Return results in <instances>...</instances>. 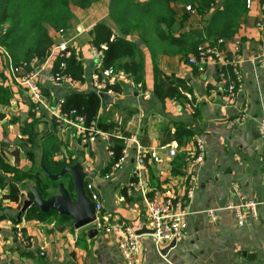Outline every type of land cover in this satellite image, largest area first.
<instances>
[{"label":"crops","instance_id":"crops-1","mask_svg":"<svg viewBox=\"0 0 264 264\" xmlns=\"http://www.w3.org/2000/svg\"><path fill=\"white\" fill-rule=\"evenodd\" d=\"M222 1L214 0L211 9L204 10L203 15L198 14L194 6L192 11H187L188 4H175L172 8L177 18L185 16L183 30H189L204 23ZM263 2L251 0L233 36L242 42L241 51L235 58L242 80L239 90L229 92L220 84L215 78L217 66L212 63H207L200 72L180 54H158L153 62L145 47H142L145 56L143 85L135 84L117 72L115 83L120 85V91L109 96L100 107L98 116L113 121L116 132L133 136L147 152L154 151L159 156L157 161L147 156L146 165L125 196L121 188L129 184L132 176L134 144L128 142L126 161L109 179H104L111 158L106 141L98 138L94 143L80 146L73 128L58 125L43 111L41 120L44 128L49 129L54 123L57 125L56 136L62 142L63 154L71 152L72 157L80 160L95 175L101 212L106 215L107 223L125 222L135 231L149 229L145 196L163 186H170L178 193L186 183L180 169L185 158L182 146L190 143L191 138L178 145L179 166L173 169L172 158L167 156L165 146L176 141L164 143L163 131L166 128L173 131L181 124L193 135L203 138L205 157L194 169L195 184L188 204L186 230L172 247L168 244L161 248L154 246L149 232L140 233L138 248L142 264H264V163L259 144V124L264 117V70L252 60L259 38L254 24L263 12L260 6ZM108 3L109 0H100L85 9L73 8L74 19L64 31L75 58L78 56L83 67V81L68 75V84L54 89L47 84L46 76L51 72L56 56L45 65L38 64L37 80L45 89L44 95L49 102L72 91L93 90L90 74L95 60L91 52L90 31L97 23L116 30L107 15ZM51 35L58 36L55 31ZM132 39L138 40L134 36ZM223 45L227 53L231 52V40L226 39ZM154 67L166 75L183 79L190 88V93H185L189 101L177 98L161 101L157 98L154 95ZM12 90L9 105L0 107L4 112L0 119V151L4 152L9 164L14 163L10 152L21 137L18 127L28 121L31 111L27 90L22 86H12ZM144 93L148 96L144 97ZM240 113L244 114L245 120L235 122ZM19 153L18 167H29L30 161ZM7 178L5 176V180ZM16 186L18 199L23 201L26 198L22 194L24 187L18 182ZM8 193L7 186L0 188V215H5L0 220V264H123L112 233L97 232L90 238L86 235L87 228L72 230L65 226L59 230V224L54 220L13 223L11 218L17 215L20 207L17 208L15 201L2 198ZM241 198L255 200L257 215L251 217L244 211V221L238 225L233 212L226 206L228 203H240ZM209 210L215 211V221L211 219ZM18 229L28 239L27 245L18 241Z\"/></svg>","mask_w":264,"mask_h":264},{"label":"trees","instance_id":"trees-1","mask_svg":"<svg viewBox=\"0 0 264 264\" xmlns=\"http://www.w3.org/2000/svg\"><path fill=\"white\" fill-rule=\"evenodd\" d=\"M98 1L100 0H0V47L14 66H21L28 71L31 69L32 59L36 58L38 64L44 61L45 54L53 44L51 32L60 29L65 31L71 26L74 19L73 8L85 9ZM213 3L214 0H109L107 15L116 30L106 24L97 23L90 31V42L97 48L105 44L103 67L111 66L116 72L129 77L135 84L143 85L145 56L142 47L150 53L153 62L158 54H180L186 60L201 43L222 47L218 39H233L247 13L245 0H223L214 8L209 18L203 20L204 23L189 30H183L185 16L177 18L172 8L175 4H188L194 6L198 14L203 15L204 10H210ZM133 36L137 37L138 43L132 39ZM5 60L0 50V65H5ZM194 69L196 71V68ZM230 69L229 66H225L222 71L227 72ZM58 71L80 81L84 79L83 67L75 58L73 51L68 57H56L51 72ZM153 72L154 95L157 98L161 101L165 98L189 101L185 93H190V88L183 79L166 75L156 67ZM4 74H0V107L8 106L13 95V83L8 82ZM219 74L217 71L215 76L218 81ZM112 89L116 93L120 91L118 82ZM43 93L45 94L44 91ZM104 102V98L93 90L72 91L63 97L61 109L63 112L75 110L84 117L86 124L96 119L97 128L111 134L108 150L112 151L113 155L107 165L108 171L110 164L121 156L123 143L116 137L119 133L115 131V123L98 116ZM3 117L4 112L0 109V119ZM40 123L42 120L30 111L28 121L19 125L21 137L10 152L14 158L13 164H9L4 152L0 151V188L7 186L9 191L8 194L2 195V198L17 202V208L22 204L17 195V182L22 186L25 183H30V187L36 186L44 198L56 193L58 182L44 176L40 161L50 173H57L63 166L72 165L77 160L72 157L71 152L63 154L62 142L56 136V123L49 129L45 127L41 132L38 126ZM163 135L164 143L174 140L181 145L193 136V132L179 124L173 131L166 128ZM19 151L30 160L29 167H18ZM147 156L148 154L145 157V165ZM178 157L176 155L172 158L173 169L179 166ZM5 176L9 179L5 180ZM129 181H136V177L132 175ZM67 186L71 191L72 184L69 178ZM126 189L127 185L121 188L123 196L126 195ZM28 190L29 188L23 190L22 194L26 198H32ZM4 216L0 215V220L5 218ZM11 219L13 223L21 220L41 222L54 220L55 224H59L57 229L70 226L74 230L71 217L59 215L55 211L44 213L36 206L27 208L20 218L14 215ZM26 240L28 242L27 238Z\"/></svg>","mask_w":264,"mask_h":264},{"label":"built area","instance_id":"built-area-1","mask_svg":"<svg viewBox=\"0 0 264 264\" xmlns=\"http://www.w3.org/2000/svg\"><path fill=\"white\" fill-rule=\"evenodd\" d=\"M246 7L250 6L251 0H245ZM261 9L263 12L259 18L255 21V27L258 31V41L256 42V54L253 56V62L264 70V2L261 3ZM187 11H192L194 8L192 5L186 6ZM56 35L53 36V44L49 48L48 56H45L43 65L52 58L56 57H68L71 55L72 47L70 46L68 39H65L64 30L60 29ZM224 39H218V43L222 44V47L218 45H210L208 43H201L197 45L193 54L189 55L187 61L189 64L196 66L198 71H203L207 63H212L217 66L220 73V84L224 85L229 92L239 90L242 86L241 75L237 69V60L235 59L242 48V42L239 38H233L232 50L227 53L224 49ZM105 44H101L100 47H91L92 56L95 63L93 71L90 74V82L93 90L96 93H105L108 96H112L114 91L112 86L115 84L117 72L113 67H103V50ZM0 50L5 56V65H0V70H3L1 66L11 64V60L6 52L0 47ZM232 57V58H230ZM79 59L78 56L76 58ZM38 66L37 59L34 58L30 62L31 69L24 73V76L17 78L13 75V72L7 73L10 76L9 82L24 87L28 92L29 104L31 111L36 116L42 114L43 111L55 122L62 127H71L75 133L77 143L80 146H86L94 143L98 138H102L106 141L107 146L110 144L111 134L101 131L97 128L96 119H93L89 123H85V119L82 115L78 114L75 110H69L63 112L61 109L63 98H58L54 102H49L42 90L41 85L37 82L38 72L32 68ZM63 63H61V66ZM225 66H229L230 71L224 72L222 69ZM14 79V80H13ZM68 75L62 71L50 72L46 76L47 84L56 89L68 84ZM144 97L148 96V93H144ZM245 116L240 113L234 121H244ZM259 136L260 145L263 152L264 163V117L261 118L259 124ZM117 138H120L123 143L121 149V156L113 161L109 170L103 175L104 179H109L111 175L117 171L126 161V152L128 142H132L135 146V158L134 167L132 170L133 176H139L140 171L145 166V157L148 154L149 159L157 161L159 156L154 151L147 152L133 136L116 134ZM190 143L183 145L184 149V162L180 167L182 174L185 176V186L182 187L180 192L175 193L170 186H163L152 190L151 195L144 197V205L146 211V223L151 230L149 235L156 248L168 245L172 240L178 239L186 230L187 218L189 215L188 204L193 196V187L195 184L194 169L203 162L205 157V144L203 138L200 135H193L190 139ZM167 148V156L169 158L175 157L179 152V147L176 142H171L165 146ZM110 157L113 155L112 151L108 150ZM88 175L85 178V190L88 199L93 203L95 210V220L92 222V226L96 228L100 233H112L116 237V247L119 250L123 264H142L141 256L139 254V237L140 235L132 228L130 224L121 221H114L107 223L106 215L101 212L102 203L99 200V191L95 183V175L92 170L85 168ZM264 180V174H263ZM133 181H130L127 185L126 193L130 192V186L133 185ZM234 190L237 194L238 188L234 186ZM238 204L228 203L227 208L230 209L234 216L236 224L241 225L243 223L244 214L247 212L251 217L257 215V204L255 200L243 199ZM210 217L213 221L216 220L214 210H209ZM18 241L22 245H27V240L21 230L16 231Z\"/></svg>","mask_w":264,"mask_h":264},{"label":"water","instance_id":"water-1","mask_svg":"<svg viewBox=\"0 0 264 264\" xmlns=\"http://www.w3.org/2000/svg\"><path fill=\"white\" fill-rule=\"evenodd\" d=\"M136 42L138 43L139 40H136ZM100 95L105 101L109 99V96L105 93H100ZM40 168L45 177L58 182L57 192L44 198L36 186H31L28 192L31 194L32 198H25L22 201L20 209L17 213V218H20L27 208L36 206L44 213L55 211L59 215L71 217L74 229L87 228L86 235L90 238L97 234L96 228L92 226V222L95 220L94 205L88 199L85 190V178L88 173L82 162L80 160H76L72 165L63 166L57 173H50L43 165L42 161H40ZM64 177L70 179L72 184L71 191L69 190L67 184L60 180ZM144 231L150 233L151 230L139 229L136 233L140 234ZM174 244L175 240H172L169 243V246L172 247Z\"/></svg>","mask_w":264,"mask_h":264},{"label":"rangeland","instance_id":"rangeland-1","mask_svg":"<svg viewBox=\"0 0 264 264\" xmlns=\"http://www.w3.org/2000/svg\"><path fill=\"white\" fill-rule=\"evenodd\" d=\"M75 9V8H74ZM55 32H57V31H55ZM55 36V35H54ZM65 39H66V37H65V35L63 36ZM48 53H49V50L47 51V53L45 54V56H48ZM2 68H3V70H0V74H3V73H5L4 75L6 76V80L9 82V80H10V76L8 77V75H7V73H9V72H11V70H12V72H13V75L14 76H16L17 78H21V77H23L24 76V73L25 72H27L24 68H21V66H14L12 63L11 64H8V65H6V66H2ZM33 70H35V71H37L38 72V66L37 65H35V67L34 68H32ZM39 73V72H38ZM14 80V79H13ZM37 82L40 84V82H39V80H37ZM11 83V82H10ZM13 86H19V85H16V84H14L13 83ZM42 90H43V88H42ZM44 91V90H43ZM43 114V113H42ZM42 114H39L38 115V118H40V119H42ZM12 116V115H11ZM46 117V116H45ZM39 129H40V132L41 131H43L44 130V126H43V124L42 123H40L39 125ZM18 141H19V138H18V140H17V142L15 143V145L18 143ZM21 157H25V154L22 152L21 153ZM26 158V157H25ZM23 159V158H22ZM27 159V158H26ZM36 159H37V161H38V156H37V153H36ZM27 160H29V159H27ZM30 161V160H29ZM22 163H25V161H22ZM60 180H62L65 184H67L68 183V178H62V179H60ZM23 187H24V190L26 189H28V188H30V183H25V184H23ZM56 192H57V190H56Z\"/></svg>","mask_w":264,"mask_h":264}]
</instances>
